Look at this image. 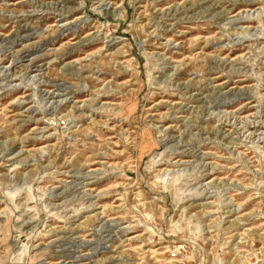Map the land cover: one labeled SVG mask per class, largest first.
Wrapping results in <instances>:
<instances>
[{"label": "rangeland", "instance_id": "obj_1", "mask_svg": "<svg viewBox=\"0 0 264 264\" xmlns=\"http://www.w3.org/2000/svg\"><path fill=\"white\" fill-rule=\"evenodd\" d=\"M0 264H264V0H0Z\"/></svg>", "mask_w": 264, "mask_h": 264}, {"label": "bare ground", "instance_id": "obj_2", "mask_svg": "<svg viewBox=\"0 0 264 264\" xmlns=\"http://www.w3.org/2000/svg\"><path fill=\"white\" fill-rule=\"evenodd\" d=\"M80 43V42H79Z\"/></svg>", "mask_w": 264, "mask_h": 264}]
</instances>
